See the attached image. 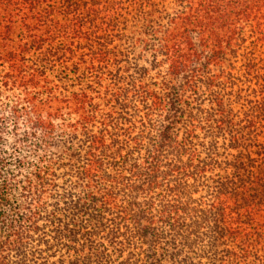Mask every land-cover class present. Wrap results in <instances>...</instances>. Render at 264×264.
<instances>
[{
    "label": "trees",
    "instance_id": "16d2710c",
    "mask_svg": "<svg viewBox=\"0 0 264 264\" xmlns=\"http://www.w3.org/2000/svg\"><path fill=\"white\" fill-rule=\"evenodd\" d=\"M264 0H0V264H264Z\"/></svg>",
    "mask_w": 264,
    "mask_h": 264
},
{
    "label": "rangeland",
    "instance_id": "374dc122",
    "mask_svg": "<svg viewBox=\"0 0 264 264\" xmlns=\"http://www.w3.org/2000/svg\"><path fill=\"white\" fill-rule=\"evenodd\" d=\"M262 138L264 139V134L262 135Z\"/></svg>",
    "mask_w": 264,
    "mask_h": 264
}]
</instances>
